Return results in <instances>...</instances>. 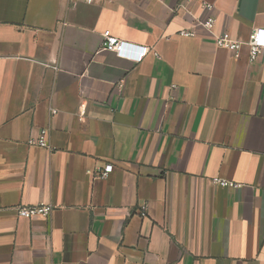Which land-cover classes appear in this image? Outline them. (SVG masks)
Returning a JSON list of instances; mask_svg holds the SVG:
<instances>
[{"label": "crops", "instance_id": "1", "mask_svg": "<svg viewBox=\"0 0 264 264\" xmlns=\"http://www.w3.org/2000/svg\"><path fill=\"white\" fill-rule=\"evenodd\" d=\"M255 28L264 0H0V264H264Z\"/></svg>", "mask_w": 264, "mask_h": 264}, {"label": "built area", "instance_id": "2", "mask_svg": "<svg viewBox=\"0 0 264 264\" xmlns=\"http://www.w3.org/2000/svg\"><path fill=\"white\" fill-rule=\"evenodd\" d=\"M88 2H92L93 0H87ZM205 9H211L212 5L208 3H204ZM196 24L202 25L205 28H207L212 33V39L214 43L221 48H226L228 50H231L234 53H238L240 51V48L243 45V42L235 39L232 37L230 32L225 31L221 33H215L213 32L214 26L216 24V19L214 17H208L206 19H196ZM264 30L262 28H255L252 30L249 39L247 41V45L250 47V54L251 59L256 60L257 57L260 55L262 50L264 49V40L262 38V33ZM183 36H193L196 34L195 30L188 29V30H182L180 32ZM102 46L116 52L119 55H125L124 54V48H125V42L123 40H120L117 36L112 34L110 30H105L103 32V41ZM142 52L135 57L136 61H141L142 58L149 52L148 47L142 48ZM56 109H52V113H56ZM49 134L50 131L48 128H42L39 133L35 136H32L29 140L30 144L37 145L44 148H49ZM113 166L111 164H108L104 167H97L96 168V174L100 177H107L110 172L112 171ZM214 182L217 184H220L223 187H237L239 184H236L234 182H231L229 180L223 179V178H215ZM146 206H144L143 209H145ZM18 211V215L21 217L31 218L34 216H49L51 212L54 209V206L51 204H36V205H20L16 207Z\"/></svg>", "mask_w": 264, "mask_h": 264}]
</instances>
